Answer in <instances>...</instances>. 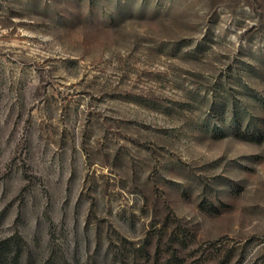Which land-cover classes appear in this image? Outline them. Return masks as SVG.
<instances>
[{"label": "rangeland", "instance_id": "1", "mask_svg": "<svg viewBox=\"0 0 264 264\" xmlns=\"http://www.w3.org/2000/svg\"><path fill=\"white\" fill-rule=\"evenodd\" d=\"M0 264H264V0H0Z\"/></svg>", "mask_w": 264, "mask_h": 264}]
</instances>
